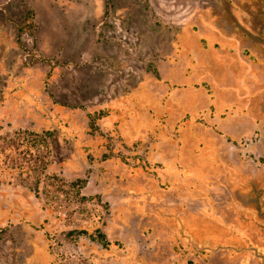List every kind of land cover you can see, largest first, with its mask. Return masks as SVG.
<instances>
[{
  "label": "rangeland",
  "instance_id": "obj_1",
  "mask_svg": "<svg viewBox=\"0 0 264 264\" xmlns=\"http://www.w3.org/2000/svg\"><path fill=\"white\" fill-rule=\"evenodd\" d=\"M0 264H264V0H0Z\"/></svg>",
  "mask_w": 264,
  "mask_h": 264
}]
</instances>
